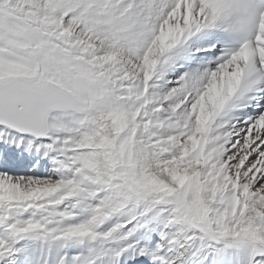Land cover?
<instances>
[{"label":"snow or ice","instance_id":"1","mask_svg":"<svg viewBox=\"0 0 264 264\" xmlns=\"http://www.w3.org/2000/svg\"><path fill=\"white\" fill-rule=\"evenodd\" d=\"M0 264H264V0H0Z\"/></svg>","mask_w":264,"mask_h":264}]
</instances>
